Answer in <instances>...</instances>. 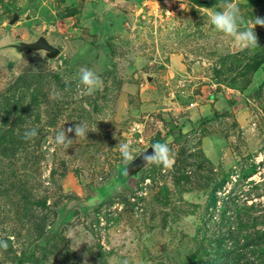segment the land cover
Returning <instances> with one entry per match:
<instances>
[{
    "label": "rangeland",
    "instance_id": "374dc122",
    "mask_svg": "<svg viewBox=\"0 0 264 264\" xmlns=\"http://www.w3.org/2000/svg\"><path fill=\"white\" fill-rule=\"evenodd\" d=\"M233 2L264 18V0ZM219 3L0 0L20 54L0 51V264H264V27L237 47ZM82 68L103 81L91 96ZM77 123L86 138L53 143ZM158 142L169 168L138 161Z\"/></svg>",
    "mask_w": 264,
    "mask_h": 264
},
{
    "label": "clouds",
    "instance_id": "9594fccd",
    "mask_svg": "<svg viewBox=\"0 0 264 264\" xmlns=\"http://www.w3.org/2000/svg\"><path fill=\"white\" fill-rule=\"evenodd\" d=\"M220 11H213L206 9L209 12V18L214 29L225 36L230 38L237 47L242 49H251L258 47V37L254 31L256 26L264 27V18H255L252 27H247L246 21L241 14L239 6L233 0H220ZM7 39V38H5ZM4 42L0 41V51H14L20 55L15 49L3 46ZM103 84L102 79L91 69L82 68L78 77V91L80 96L93 95ZM91 131L86 124L77 123L74 128L61 130L54 138L53 143L57 146H64L68 148L73 142L69 139V133L75 134V138H86L87 133ZM37 129L35 127L25 130L23 138L31 140L37 136ZM122 160L128 163L135 159V148L130 143H121L118 145ZM151 153L148 151L141 153L145 163H154L161 165L164 168H169L174 163V158L171 149L167 143H156L150 147ZM7 243L0 241V249L7 250Z\"/></svg>",
    "mask_w": 264,
    "mask_h": 264
},
{
    "label": "water",
    "instance_id": "95a60500",
    "mask_svg": "<svg viewBox=\"0 0 264 264\" xmlns=\"http://www.w3.org/2000/svg\"><path fill=\"white\" fill-rule=\"evenodd\" d=\"M22 48H24L26 51H30V50H37V49H48V46L46 45V43H44L42 41H39L37 43H33V44H30V45H27V46H23ZM147 151H148L149 154L151 153L150 149H148ZM138 161L144 162L141 155L138 158Z\"/></svg>",
    "mask_w": 264,
    "mask_h": 264
},
{
    "label": "built area",
    "instance_id": "2783aa9c",
    "mask_svg": "<svg viewBox=\"0 0 264 264\" xmlns=\"http://www.w3.org/2000/svg\"><path fill=\"white\" fill-rule=\"evenodd\" d=\"M142 141V139L141 138H139V142H141Z\"/></svg>",
    "mask_w": 264,
    "mask_h": 264
},
{
    "label": "bare ground",
    "instance_id": "6f19581e",
    "mask_svg": "<svg viewBox=\"0 0 264 264\" xmlns=\"http://www.w3.org/2000/svg\"><path fill=\"white\" fill-rule=\"evenodd\" d=\"M101 7V6H100ZM13 49V48H12ZM13 53H14V51H12ZM15 54H16V52H15Z\"/></svg>",
    "mask_w": 264,
    "mask_h": 264
}]
</instances>
